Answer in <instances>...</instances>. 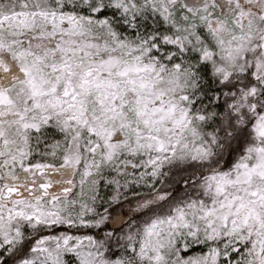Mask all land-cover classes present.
I'll return each mask as SVG.
<instances>
[{
  "label": "snow or ice",
  "instance_id": "obj_1",
  "mask_svg": "<svg viewBox=\"0 0 264 264\" xmlns=\"http://www.w3.org/2000/svg\"><path fill=\"white\" fill-rule=\"evenodd\" d=\"M0 264H264V0H0Z\"/></svg>",
  "mask_w": 264,
  "mask_h": 264
}]
</instances>
